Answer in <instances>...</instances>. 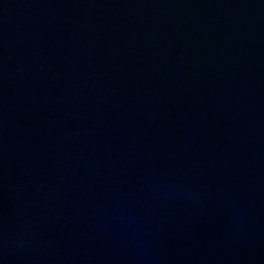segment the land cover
Segmentation results:
<instances>
[{
	"label": "water",
	"instance_id": "obj_1",
	"mask_svg": "<svg viewBox=\"0 0 264 264\" xmlns=\"http://www.w3.org/2000/svg\"><path fill=\"white\" fill-rule=\"evenodd\" d=\"M0 264H264V0H0Z\"/></svg>",
	"mask_w": 264,
	"mask_h": 264
}]
</instances>
